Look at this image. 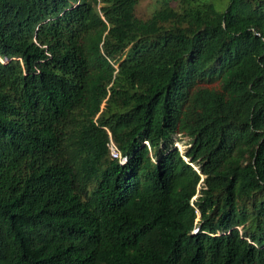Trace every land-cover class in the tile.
<instances>
[{"label": "trees", "instance_id": "1", "mask_svg": "<svg viewBox=\"0 0 264 264\" xmlns=\"http://www.w3.org/2000/svg\"><path fill=\"white\" fill-rule=\"evenodd\" d=\"M138 3L0 0V264H264V0Z\"/></svg>", "mask_w": 264, "mask_h": 264}, {"label": "rangeland", "instance_id": "2", "mask_svg": "<svg viewBox=\"0 0 264 264\" xmlns=\"http://www.w3.org/2000/svg\"><path fill=\"white\" fill-rule=\"evenodd\" d=\"M215 1H217L219 5H222L226 0H215ZM161 3H162V0H139L138 6H137L138 13L141 16H147L151 14L153 11H155L156 9H158ZM220 10H223V9L220 8ZM175 141H176L175 142L176 147L182 153H184L186 149L189 147L187 137L181 138L179 135H176Z\"/></svg>", "mask_w": 264, "mask_h": 264}, {"label": "built area", "instance_id": "3", "mask_svg": "<svg viewBox=\"0 0 264 264\" xmlns=\"http://www.w3.org/2000/svg\"><path fill=\"white\" fill-rule=\"evenodd\" d=\"M109 149H110V154L113 159H118L120 163L125 162V157L123 156L120 148L117 146V144L113 141V139H110L109 142Z\"/></svg>", "mask_w": 264, "mask_h": 264}, {"label": "clouds", "instance_id": "4", "mask_svg": "<svg viewBox=\"0 0 264 264\" xmlns=\"http://www.w3.org/2000/svg\"><path fill=\"white\" fill-rule=\"evenodd\" d=\"M124 156V155H123Z\"/></svg>", "mask_w": 264, "mask_h": 264}]
</instances>
